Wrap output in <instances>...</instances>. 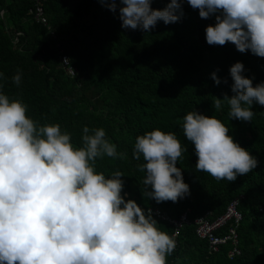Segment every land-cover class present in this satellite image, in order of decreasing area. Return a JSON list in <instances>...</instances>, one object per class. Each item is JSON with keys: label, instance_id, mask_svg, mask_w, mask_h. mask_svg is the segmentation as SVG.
Segmentation results:
<instances>
[{"label": "trees", "instance_id": "16d2710c", "mask_svg": "<svg viewBox=\"0 0 264 264\" xmlns=\"http://www.w3.org/2000/svg\"><path fill=\"white\" fill-rule=\"evenodd\" d=\"M169 3L152 0V7L162 10ZM182 4L184 15L178 22L159 21L144 31L122 28L119 9L114 13L100 0H44L45 23H37L32 0H0V84L10 98L27 105L28 116L41 125L59 123L77 145L83 127L104 128L118 153L126 156L98 159L97 170L106 176L121 171V195L146 212L160 207L178 218L189 211L194 222L213 211L217 219L243 196L239 254L230 257L231 244L212 252L193 224L181 232L167 264H264V106L254 104L253 119L247 122L230 119L226 103L214 107L215 99L233 95L232 65L242 62L244 75L255 86L264 82V58L250 50L241 53L231 42L209 45L205 29L215 24V16L202 19L187 0ZM18 70L19 86L12 81ZM214 72L219 85L212 79ZM193 110L225 122L229 135L257 158V167L234 182L197 171L194 145L182 129L183 117ZM156 128L176 133L187 148L177 167L190 194L177 202L157 203L145 195L150 189L139 170L144 161L133 157L136 137ZM157 222L172 235L169 225Z\"/></svg>", "mask_w": 264, "mask_h": 264}, {"label": "clouds", "instance_id": "9594fccd", "mask_svg": "<svg viewBox=\"0 0 264 264\" xmlns=\"http://www.w3.org/2000/svg\"><path fill=\"white\" fill-rule=\"evenodd\" d=\"M100 2L114 13L119 9L124 29L150 31L159 21L176 23L184 15L182 0H170L162 10L154 9L152 0ZM187 3L199 10L202 19L215 16V24L205 29L209 45L231 42L241 53L250 50L264 58V0ZM229 72L233 95L215 99L214 107L226 103L230 119L252 121L253 105L264 106V82L254 86L244 75L242 62ZM21 78L18 70L12 81L19 86ZM212 79L217 85L221 82L215 72ZM27 111V105L10 98L0 84V264H167L180 235L176 238L173 226L151 211L173 219L187 214L191 220L190 212L175 218L160 207L146 212L135 200H125L123 173L116 170L106 176L96 167L98 159L126 156L118 153L104 128L83 127L77 145L59 123L41 125ZM182 129L194 145L196 170L217 181L234 182L258 165L216 116L190 111L183 117ZM185 151L174 132L156 128L136 137L133 157L143 158L139 170L145 173L142 182L150 189L145 192L148 198L177 202L190 194L177 167ZM156 220L169 225L172 235Z\"/></svg>", "mask_w": 264, "mask_h": 264}, {"label": "built area", "instance_id": "2783aa9c", "mask_svg": "<svg viewBox=\"0 0 264 264\" xmlns=\"http://www.w3.org/2000/svg\"><path fill=\"white\" fill-rule=\"evenodd\" d=\"M35 2V10L37 16L35 17L37 23H45L43 19V9L41 4L44 0H32ZM241 198L235 199L228 206L225 214L217 219H214V212H207L201 218L194 222L189 220L188 215L184 214L180 219H173L166 215H163L159 210L151 211L153 216L160 218L163 221H167L174 228L175 237L177 238L182 230L186 226L195 225L196 235L199 239L208 242L210 250L214 253L221 251L223 246L233 245L234 250L230 253V257L239 254V234L238 229L243 221V213L240 211Z\"/></svg>", "mask_w": 264, "mask_h": 264}]
</instances>
